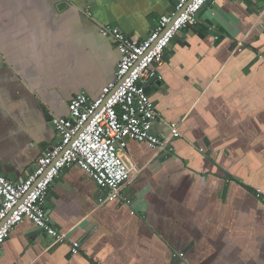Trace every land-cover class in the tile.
Here are the masks:
<instances>
[{"label":"crops","instance_id":"crops-1","mask_svg":"<svg viewBox=\"0 0 264 264\" xmlns=\"http://www.w3.org/2000/svg\"><path fill=\"white\" fill-rule=\"evenodd\" d=\"M175 1L0 0V172L23 182L59 141L53 119L115 80L121 55L101 26L144 41ZM157 74L155 130L180 136L171 152L127 139L131 203L64 169L45 207L67 240L25 220L0 264H264V0H209Z\"/></svg>","mask_w":264,"mask_h":264},{"label":"built area","instance_id":"built-area-1","mask_svg":"<svg viewBox=\"0 0 264 264\" xmlns=\"http://www.w3.org/2000/svg\"><path fill=\"white\" fill-rule=\"evenodd\" d=\"M208 2L180 0L141 42L130 39L119 27L101 26V36L111 38L121 55L115 80L96 99L85 93L75 96L69 104V116L53 119L59 141L37 159L23 182L13 183L0 172V252L15 227L25 220L34 223L55 243L67 240L66 234L53 225L45 205L51 185L64 169L72 166L81 168L101 188L108 189L107 201L122 199L131 203L122 194L132 177L123 156L127 139L171 152L170 139L180 136L176 126L169 138L157 134L154 125L158 113L146 85L157 77V67L164 62L174 38L199 22ZM255 196L264 203L260 190L255 191ZM79 248L80 243L72 244L73 253Z\"/></svg>","mask_w":264,"mask_h":264},{"label":"water","instance_id":"water-1","mask_svg":"<svg viewBox=\"0 0 264 264\" xmlns=\"http://www.w3.org/2000/svg\"><path fill=\"white\" fill-rule=\"evenodd\" d=\"M180 0H176L175 4L177 5ZM157 81V77L150 79L149 83H153Z\"/></svg>","mask_w":264,"mask_h":264}]
</instances>
